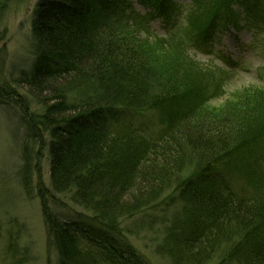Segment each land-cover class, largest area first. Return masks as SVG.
Wrapping results in <instances>:
<instances>
[{
	"label": "trees",
	"instance_id": "obj_1",
	"mask_svg": "<svg viewBox=\"0 0 264 264\" xmlns=\"http://www.w3.org/2000/svg\"><path fill=\"white\" fill-rule=\"evenodd\" d=\"M136 2L148 19L184 17L201 53L242 21L264 23L261 0L37 1V56L0 84V102L21 112L20 183L40 199L56 264H149L130 240L144 228L162 232L156 253L167 264H264V87L210 106L222 81L134 26ZM143 109L162 130L121 124ZM233 172L253 191L229 186ZM7 250L18 264L28 256L15 241Z\"/></svg>",
	"mask_w": 264,
	"mask_h": 264
},
{
	"label": "rangeland",
	"instance_id": "obj_2",
	"mask_svg": "<svg viewBox=\"0 0 264 264\" xmlns=\"http://www.w3.org/2000/svg\"><path fill=\"white\" fill-rule=\"evenodd\" d=\"M37 1L10 0L4 10L0 19V84L5 80L12 82L22 69L31 66L37 56L31 32V17ZM174 1L183 4L185 9L190 4L189 0ZM261 3L264 4V0ZM135 6L138 17L132 21L134 26H140L143 31L148 30L154 39H162L158 42L166 53L183 48L198 65L208 69L207 74L215 77L217 83L222 81L217 94L208 101L210 106L224 104L241 89L264 87V31L260 29L263 22L244 26L242 21V27L218 33L213 44L215 48L211 52L201 53L188 45L184 17L178 24L169 26L162 19H148L145 15L147 10L137 2ZM20 117L21 112L13 102H0V264H18L7 250L12 241L28 250L23 264H56V250L47 234L40 199L35 193H25L20 183L21 139L26 132ZM160 123L158 113L143 109L134 111L121 124L142 126L148 130L147 133L155 134L163 128ZM39 162L43 179L50 185L48 156L42 157ZM262 163L264 173V159ZM225 182L236 191H253L252 185L236 172L226 177ZM161 210L165 211L164 207ZM161 210L157 207L153 211L157 213ZM161 234L160 229L144 228L130 238L137 253L142 254L149 264H167L156 253Z\"/></svg>",
	"mask_w": 264,
	"mask_h": 264
}]
</instances>
